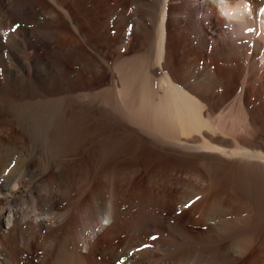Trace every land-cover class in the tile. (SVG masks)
<instances>
[{
  "label": "bare ground",
  "instance_id": "6f19581e",
  "mask_svg": "<svg viewBox=\"0 0 264 264\" xmlns=\"http://www.w3.org/2000/svg\"><path fill=\"white\" fill-rule=\"evenodd\" d=\"M6 8L40 100L0 107V171L20 121L53 159L0 185V264H264V0Z\"/></svg>",
  "mask_w": 264,
  "mask_h": 264
},
{
  "label": "rangeland",
  "instance_id": "374dc122",
  "mask_svg": "<svg viewBox=\"0 0 264 264\" xmlns=\"http://www.w3.org/2000/svg\"><path fill=\"white\" fill-rule=\"evenodd\" d=\"M5 2H6V6H7L5 12H7L9 10L12 11L15 8L17 0H5ZM17 25L19 27H15ZM35 25L36 24H34L33 22H30V21L19 22V24H18V22H14L10 26L4 28L0 24V36L3 37V39H0V45H2L0 47V107H3V109L8 111L9 113H10L9 104L34 103V105H35V103H39V100H40V99H36L35 95H32V88L33 87L30 88L32 85V81H30L28 78H25V76H23V74L21 75L19 73V71H20L19 64L17 62V56H15L16 54L18 55L17 49L19 47H17V39L20 38L19 33L21 32V29L25 28L26 31L28 33H30V32H33V30L37 31V30H39V28H41L38 25H36V26ZM14 27H15V30H13ZM6 36L9 38H7ZM4 38L7 41L4 40ZM8 42L11 43V45H10L11 47L8 45ZM25 56H26V54H25ZM17 65H18V69H17ZM85 70L91 71L89 66H86ZM16 74H18V77ZM100 90L101 89H99V88L94 89V93H97ZM15 92H16V95L14 96ZM68 95L67 94H51V95H44V96L41 95V96L44 97L46 100L53 101V102H56L58 104L64 105L63 101L66 99V96H68ZM36 105H38V104H36ZM42 105H44V104H42ZM49 105H54V104H45L44 109H43L44 113L49 112V110H50ZM55 105H57V104H55ZM9 119H15L16 120L17 118L9 117ZM73 121H74V125L76 126V133L75 134L83 133L85 131V126H84V124H82L83 122L79 123L81 121H79L78 118L74 119ZM18 123L20 126V129L18 127V130L22 134H24V136H26L29 139V141H28V143L23 145V147H20V149H16V151H14L12 153L9 161H7V163L3 166L2 170L0 171V185L13 183L12 179L13 180H15V179L21 180L23 183L33 181L35 177H37L40 173H42L44 170H46V168L48 167V165L51 163V161L53 159L52 149H51L50 142L48 141V139L45 140V139H42L41 137H39L38 135L33 134V136L35 135L34 141H33L32 140V133H30V131L28 130L29 125L24 124L22 121H20ZM78 127H80V129ZM78 129H79V132H78ZM1 130H2V132L4 130L9 131V127H7L6 123L2 124V126L0 124V131ZM2 132H0V134ZM87 135L90 136L91 132ZM76 145L77 144H75V146ZM34 151H35V153H34ZM22 165H23V167H22ZM23 168H25V169H23ZM21 169L24 172H22ZM15 170L17 172H15ZM18 171L19 172L21 171L20 174L18 173ZM10 173H12L13 175L11 176ZM14 173H15V175L17 174L16 177L14 176ZM8 176H10V178H8ZM20 177H21V179H20Z\"/></svg>",
  "mask_w": 264,
  "mask_h": 264
},
{
  "label": "clouds",
  "instance_id": "9594fccd",
  "mask_svg": "<svg viewBox=\"0 0 264 264\" xmlns=\"http://www.w3.org/2000/svg\"><path fill=\"white\" fill-rule=\"evenodd\" d=\"M104 222H105V223H108V221H107V220H105Z\"/></svg>",
  "mask_w": 264,
  "mask_h": 264
},
{
  "label": "snow or ice",
  "instance_id": "6c2138e0",
  "mask_svg": "<svg viewBox=\"0 0 264 264\" xmlns=\"http://www.w3.org/2000/svg\"><path fill=\"white\" fill-rule=\"evenodd\" d=\"M15 27H19V26L17 25V26H15ZM15 27H14V29H13V30H15Z\"/></svg>",
  "mask_w": 264,
  "mask_h": 264
}]
</instances>
